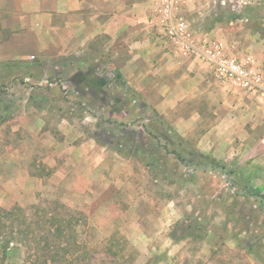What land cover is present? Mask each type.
<instances>
[{
	"label": "rangeland",
	"instance_id": "obj_1",
	"mask_svg": "<svg viewBox=\"0 0 264 264\" xmlns=\"http://www.w3.org/2000/svg\"><path fill=\"white\" fill-rule=\"evenodd\" d=\"M200 3L207 24H264V0ZM79 58L0 56V207L23 210L1 217L16 240L0 238V264H264L257 201L180 159L192 149L105 57Z\"/></svg>",
	"mask_w": 264,
	"mask_h": 264
},
{
	"label": "crops",
	"instance_id": "obj_2",
	"mask_svg": "<svg viewBox=\"0 0 264 264\" xmlns=\"http://www.w3.org/2000/svg\"><path fill=\"white\" fill-rule=\"evenodd\" d=\"M200 1L178 6L192 36L219 41L226 52L242 62L250 59L264 73V24L251 25L243 18L207 24ZM154 8L155 0H0V56L5 50L10 57L31 55L51 62L74 56L82 63L89 56L105 57L100 66L113 80L114 72L120 73V86L133 90L167 121L162 135L171 144L179 138L224 165H197L179 149L189 167L218 174L235 196L257 201L264 210L259 202H264V98L175 51L156 27ZM236 216L227 219L228 227Z\"/></svg>",
	"mask_w": 264,
	"mask_h": 264
},
{
	"label": "built area",
	"instance_id": "obj_3",
	"mask_svg": "<svg viewBox=\"0 0 264 264\" xmlns=\"http://www.w3.org/2000/svg\"><path fill=\"white\" fill-rule=\"evenodd\" d=\"M179 0H155L156 27L164 40L183 56L210 65L217 78L230 80L244 91L264 98V73L252 64L242 62L225 51L217 40L197 41L181 16L176 13Z\"/></svg>",
	"mask_w": 264,
	"mask_h": 264
},
{
	"label": "trees",
	"instance_id": "obj_4",
	"mask_svg": "<svg viewBox=\"0 0 264 264\" xmlns=\"http://www.w3.org/2000/svg\"><path fill=\"white\" fill-rule=\"evenodd\" d=\"M114 75H115V82H119V80L121 79V75H120V73H115L114 72ZM92 83L94 84V81H92ZM107 83V82H106ZM105 83V84H106ZM121 87H123L124 88V86H123V84H121ZM129 93H131V95H132V98H134L135 97V92L134 91H130ZM129 93H127V89H126V92L125 91H123V94L124 95H126V94H129ZM128 99L129 100H131V98H130V96L128 97ZM127 100V99H126ZM129 100H127V101H129ZM162 136H164V135H162ZM129 139H134L133 137H129ZM118 141L119 142H121V138H119L118 139ZM131 140H129V142H130ZM190 154L194 157V160H192V161H194L195 162V164H197L198 162L197 161H199V160H201V161H203V160H205V162H203V163H211L213 166H221V168L222 169H224V165H222V164H220V163H218V162H216L214 159H212L211 157H209V156H206V155H203V154H201V153H198V152H195L194 150H192L191 152H190ZM178 157L180 158V159H182L183 157H181V155H178ZM191 159H193V158H191ZM262 198H264V196H262ZM15 211L17 212V211H23L22 210V208L21 207H19V206H16V207H14V208H12V209H10V210H4L3 208H1L0 207V238H3V240L4 239H6V234H8L7 236H8V239L5 241L6 242V244H10V242H12V241H15L16 240V237L14 236V234H13V231L12 230H9V231H7L6 233H4L3 232V230H2V224L3 223H1V217L3 218V217H13L14 215H15ZM67 226H69V223H67L66 224ZM66 225H60V224H58L57 223V225H56V227H55V229H56V233H57V235L59 234L60 236H64V237H67V235H68V233H67V228H66ZM5 234V235H4ZM6 246V245H5ZM5 246L3 247V249L5 250Z\"/></svg>",
	"mask_w": 264,
	"mask_h": 264
}]
</instances>
